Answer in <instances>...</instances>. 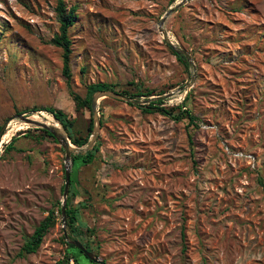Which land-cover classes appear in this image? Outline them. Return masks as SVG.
Wrapping results in <instances>:
<instances>
[{
    "label": "rangeland",
    "instance_id": "374dc122",
    "mask_svg": "<svg viewBox=\"0 0 264 264\" xmlns=\"http://www.w3.org/2000/svg\"><path fill=\"white\" fill-rule=\"evenodd\" d=\"M178 1L64 0L78 15L67 83L62 51L49 43L56 0H0V126L54 108L84 136L93 116L70 91L154 90L98 104V150L72 164L66 201L82 241L106 264H264V0H190L166 18L195 74L159 30ZM186 83L194 125L142 111L181 105ZM10 123L24 126L12 136L31 130L14 150L0 148V264H75L59 212L39 249L19 254L61 208L65 153L38 128Z\"/></svg>",
    "mask_w": 264,
    "mask_h": 264
},
{
    "label": "trees",
    "instance_id": "16d2710c",
    "mask_svg": "<svg viewBox=\"0 0 264 264\" xmlns=\"http://www.w3.org/2000/svg\"><path fill=\"white\" fill-rule=\"evenodd\" d=\"M54 12L56 15V20L58 22V30L54 34V36L52 37L49 43L61 49L62 75L66 79L67 83H69V80L71 78L70 59L72 53L71 39L69 37V33H70V29L75 25V22L77 21L78 15L76 13V7L73 6L67 8L64 0H56V6L54 8ZM173 54L175 55L176 59L185 68L189 67V64L184 56L177 54L174 51ZM127 87H131L130 89H133V91H130L128 89H122L118 93L130 97L148 98L150 96H153L155 92L154 90L142 89L141 87H137L135 83H129L127 84ZM96 91H115V90L113 89L112 85L106 83H97V84L89 85L87 87L85 97H81L78 94H75L74 92L70 91V96L72 97L76 110L78 111L82 108H85L89 111L90 116H92L91 97ZM189 97L190 94L188 93L184 99V102L179 106L156 107L153 106V104H151L150 106L143 108L142 111L145 113H158L163 116H168L176 121L187 120L188 124L186 126L188 127V125L195 124L194 123L195 117L191 114V111L188 109V107L185 106V103L188 101ZM46 111L50 113L57 122H59V124L62 126L64 131L67 133L68 138L73 145L77 147H82L87 144L89 135L93 128V122L91 118L86 127V135L82 136L78 131L75 130V121L70 120L62 110L48 108L46 109ZM30 130L31 129L25 131H19L16 135L18 136L21 134H25V135L29 134ZM35 130H40L44 136L52 138L55 141V139L49 132L42 129H35ZM16 135L12 136L10 141L4 145L3 147L4 153L14 150V143L18 138ZM97 150H98V146H95L92 151L86 153L84 156H80V155L73 156L72 157L73 167L76 165L77 161L79 160H81L84 163L89 162L92 159L94 152H96ZM71 183H72V178L70 176V185ZM56 208L57 207L51 208L48 211V215L43 220H41L39 224L34 228V231L31 234V236H29L22 245V248L19 253L21 256L27 254H33L39 249V247L42 244L43 238L47 234L48 230L52 228L56 223V219H57L56 212L57 213L59 212L60 214V209H56ZM77 212H78L77 208L71 209L70 207H68V204L66 205L65 214H66V225L68 229V237L69 239L72 240H78L85 246L87 250L92 251L90 246L87 243H84L81 239L83 236V231L81 227H79L77 224V220H78ZM61 240L63 244H65L67 247L66 257L68 256L73 257L75 259V264H93L83 255L81 251H79L73 245L65 241L64 237H62Z\"/></svg>",
    "mask_w": 264,
    "mask_h": 264
},
{
    "label": "water",
    "instance_id": "95a60500",
    "mask_svg": "<svg viewBox=\"0 0 264 264\" xmlns=\"http://www.w3.org/2000/svg\"><path fill=\"white\" fill-rule=\"evenodd\" d=\"M188 1H190V0H180V1H178V3H176V5L174 7L170 8L164 14V16L161 18L160 23H159V30L162 33L164 42L172 49V51H174L177 54H180V55H182V56H184L186 58L189 66H191L192 69L194 70L193 74H195V68L196 67H195V64L192 61L191 56L185 50L177 49L175 47V45L167 37L166 31L162 28V25H163L164 21L166 20V18L172 12L176 11L177 8L185 5ZM192 80H193V78H192ZM189 87H190V83L189 84L186 83L185 84V89H184L186 95L188 93ZM182 89H183V87L180 88L179 90H182ZM171 94H169V95H171ZM108 98L109 99L121 100V101L129 102V103H137L136 101H133L132 99L126 97L125 95H122V94H120L118 92H115V91H96L91 97L93 128H92L91 135H90V137L88 139L87 144L82 146V147H77V146H75V145H73L71 143V141L68 138V135L65 133V131L63 130V128L59 124V122H57V123L61 127L60 130H58V129L52 127V126H48V125H46L44 123H40L38 121H35V120L31 119V116L18 115V116H14V117H11V118L7 119L5 121V123L0 128V148L2 146L1 145L2 137L5 134V131H6V129L9 126V123L12 120H14V119L19 120L21 123H23L25 125L33 126L34 128L42 129V130H45V131L49 132L53 136V138L56 140V142L61 146V148L63 149V151L65 153L64 189H63V195H62L63 199H62L61 208H60L61 219H62V222H63V225H64L63 226V236H64L65 240L69 244L73 245L75 248H77L79 251H81L83 253V255L89 261H91L93 264H106V263H104L103 260L100 259L93 252L87 250L85 248V246L81 242H79L78 240H70L69 239L68 233H67V231L65 229V224H66L65 208H66V201H67L69 184H70V171H71V167H72V164H73L72 157L75 156V155L84 156L86 153H88V152H90V151H92L94 149V146H95L96 140H97V136H98V131L100 129V121H99V118H98V104L100 103V101H102L104 99H108ZM158 98H161V97H157L156 99H158Z\"/></svg>",
    "mask_w": 264,
    "mask_h": 264
},
{
    "label": "bare ground",
    "instance_id": "6f19581e",
    "mask_svg": "<svg viewBox=\"0 0 264 264\" xmlns=\"http://www.w3.org/2000/svg\"><path fill=\"white\" fill-rule=\"evenodd\" d=\"M31 119L38 121L40 123H44L48 126H52L58 130H60V128H61L60 125L57 123V121L50 114L45 113L43 111L32 114ZM22 128H24V126H22L19 123L9 125L5 131V134L2 137L1 145H3L4 143H7L10 140L11 136L14 134V132H16Z\"/></svg>",
    "mask_w": 264,
    "mask_h": 264
},
{
    "label": "built area",
    "instance_id": "2783aa9c",
    "mask_svg": "<svg viewBox=\"0 0 264 264\" xmlns=\"http://www.w3.org/2000/svg\"><path fill=\"white\" fill-rule=\"evenodd\" d=\"M70 264H74L73 260L70 261Z\"/></svg>",
    "mask_w": 264,
    "mask_h": 264
}]
</instances>
